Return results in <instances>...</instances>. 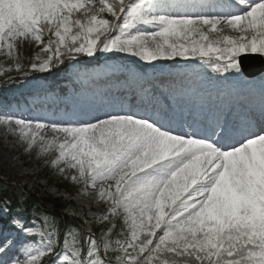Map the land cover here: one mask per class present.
Masks as SVG:
<instances>
[{
	"label": "snow or ice",
	"instance_id": "6c2138e0",
	"mask_svg": "<svg viewBox=\"0 0 264 264\" xmlns=\"http://www.w3.org/2000/svg\"><path fill=\"white\" fill-rule=\"evenodd\" d=\"M124 57L183 61L204 87L162 101L127 68L150 106L87 87L71 112H0L13 147L100 210L61 234L22 195L3 200L0 264H264V69L247 67L264 61V0H0L8 81L66 70L90 86Z\"/></svg>",
	"mask_w": 264,
	"mask_h": 264
},
{
	"label": "rangeland",
	"instance_id": "374dc122",
	"mask_svg": "<svg viewBox=\"0 0 264 264\" xmlns=\"http://www.w3.org/2000/svg\"><path fill=\"white\" fill-rule=\"evenodd\" d=\"M177 63V61H168ZM178 63H183L179 61ZM13 138H10L0 131V161L5 163L7 173L15 177L21 183H27L32 187H38L43 192L58 195L56 182L47 178L37 165V158H22L19 148L12 146ZM78 214L98 213L100 210L93 205L86 197L76 196L74 198Z\"/></svg>",
	"mask_w": 264,
	"mask_h": 264
},
{
	"label": "trees",
	"instance_id": "16d2710c",
	"mask_svg": "<svg viewBox=\"0 0 264 264\" xmlns=\"http://www.w3.org/2000/svg\"><path fill=\"white\" fill-rule=\"evenodd\" d=\"M24 54L26 56L31 55V49H28L27 47L24 49ZM7 69V68H5ZM12 73L5 72V76L0 77H6L7 75H11ZM46 173L50 176L53 174L52 171H50L49 168H46ZM58 180V186L60 189L65 190L70 194V196H73L76 194V189L74 187H71L67 185L66 183L59 180V178L56 176ZM10 186V187H9ZM0 191L3 193L5 191L6 194H13L16 195V202H17V196L22 195L24 198H26L27 205H30L33 209L36 211H39L41 213H48L51 216L55 217L56 220L59 222V228L60 230L65 228L66 225H74L73 222L70 220L69 217H72V213L74 212V207L69 202L66 203V200L64 199H55L52 197H42L40 200L33 196H28L22 194L17 188L12 187L11 185H2L0 183ZM14 200V198H11ZM68 213V214H65Z\"/></svg>",
	"mask_w": 264,
	"mask_h": 264
}]
</instances>
